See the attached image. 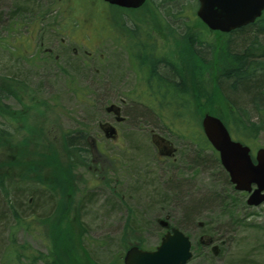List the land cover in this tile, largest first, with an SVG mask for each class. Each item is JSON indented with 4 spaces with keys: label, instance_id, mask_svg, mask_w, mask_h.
I'll return each instance as SVG.
<instances>
[{
    "label": "rangeland",
    "instance_id": "obj_1",
    "mask_svg": "<svg viewBox=\"0 0 264 264\" xmlns=\"http://www.w3.org/2000/svg\"><path fill=\"white\" fill-rule=\"evenodd\" d=\"M152 1L177 32L186 30L189 19L165 11L173 2ZM175 1L188 8L197 1L196 15L198 0ZM117 11L102 0H0V78L16 82L22 97L8 96L5 103L19 111L30 97L41 101L29 123L44 129L47 144L58 150L65 130H82L92 138L80 164L73 165L75 179H66L68 197L61 199L69 206L62 224L71 227L74 249L88 252L98 264L123 257L128 240L155 250L166 232L159 221L168 219L192 240L188 264H264V204L248 206L247 193H240L238 202H223L234 193L226 171L211 147L200 148L190 139L203 135L200 119L211 108L205 102L203 115L187 127L166 125L155 114L162 95L173 93L151 76L154 60L162 55L138 33L131 56L124 38L115 39L112 14L118 19ZM131 15L124 13V21ZM163 43L159 38L156 48L176 59L177 49ZM215 49V58L225 59L219 46ZM201 55L213 59L211 51ZM109 106L118 108L119 120ZM215 107L223 110L219 103ZM106 123L117 130L116 137L104 133ZM228 126L233 139L240 138L254 153L264 147V129L256 137H238ZM31 146L0 149V264H45L36 257L68 248L59 246L53 232L49 238L41 225L40 218L51 213L41 201L50 196L44 185L59 180L51 161L36 159L41 146ZM16 249L22 254L18 263Z\"/></svg>",
    "mask_w": 264,
    "mask_h": 264
},
{
    "label": "trees",
    "instance_id": "obj_2",
    "mask_svg": "<svg viewBox=\"0 0 264 264\" xmlns=\"http://www.w3.org/2000/svg\"><path fill=\"white\" fill-rule=\"evenodd\" d=\"M164 1L174 4H169V7L165 8L166 12H173L169 15L189 19L183 33L177 32L163 19L160 9L152 0L137 10L119 9L121 14L118 19L114 16L115 24L121 18V23L114 26L116 28L115 39L119 42L124 38L131 56L133 53L131 46H136L135 42L140 40L137 39L138 33L140 38L147 36L149 41L147 46H151L152 51L156 54L162 55L154 60L151 76L156 77L166 89L172 88L173 93L162 95L161 110L157 115L165 124L169 123L174 126L175 122H179V125L184 124V127H187L191 119L198 117V114L203 115L205 102H207L208 107L211 108L209 112L220 117L227 126L229 123L238 137L239 134L249 135L251 138L256 137L258 132L264 129V53L259 57L255 54L258 50H264V17L259 23L244 26L233 31V34L214 33L208 30L195 15L193 9L196 8L197 1H194L193 4L190 2L193 6L191 8H188L187 5L183 7L182 3L178 4L175 0ZM124 13L132 15L124 21ZM159 38L164 41L163 45L174 46L177 49L174 57L176 59L171 61L168 54L162 52L160 48H156V46H160L157 44ZM216 46H229L224 58L231 59L233 57L237 62V67L227 69L220 78L217 77L220 62L216 61L217 58L214 55ZM231 46H234L233 49ZM210 51L213 53V59L202 57V52L209 53ZM207 75H211L213 80H208ZM11 82L9 84V80L0 78V118L5 121L0 124V149L12 147L14 150H25L32 147L31 145L41 146V153L36 159L51 161L52 166H55L51 172L59 180L57 185L56 183L53 186L44 185L46 191L50 193L49 198L44 196L38 197L37 200L33 198V207L30 209H35L39 198L51 207V213L40 218L41 225L44 224L48 228L49 238L52 237L53 232L59 246L68 248H64L61 253L56 250L51 251L47 257L41 255L36 258L44 260L45 264H98L88 252L79 253L74 249L71 227L62 224L67 219L66 206L69 207L68 204L61 202V199L66 200L68 197L69 185L66 179H75L72 171L73 165H79V161L84 158L82 151L91 147L90 135L82 130H65L61 137L60 151L53 146V143L48 145L50 140L46 136L45 130H39L38 126L29 123L30 118L34 116L33 109L38 110L42 104L41 101L30 97V102L24 103L23 109L19 111L12 109L5 103V98L16 96L18 100H22V97L19 95L16 82L15 84L12 80ZM231 93H237L241 97H238L239 99L236 101L230 96ZM146 97L148 98V96ZM216 103L220 104V108L223 107L222 111L215 107ZM190 139L200 148L211 147L204 135L191 136ZM13 142L15 144H12ZM20 147L22 149H19ZM215 154L217 155L216 152ZM217 160L219 162L218 158ZM67 165H69L68 169ZM47 166L46 162L40 168L44 169ZM228 183L231 184L229 177ZM237 193L239 192L234 189V195L231 194L222 201L238 202L240 193ZM58 197H61L60 200ZM189 214L187 217L190 216ZM61 229L63 230L60 231ZM208 231L211 232L209 229ZM210 235L217 239L216 233L211 232ZM51 240L54 243L52 238ZM71 241L72 243H70ZM13 245L12 250H14ZM123 245L124 250L132 245L142 246L138 240H128ZM19 250L16 249L18 258H15V262L17 263L21 261L22 255L18 252ZM64 255L65 260L61 257ZM111 264H123L122 256Z\"/></svg>",
    "mask_w": 264,
    "mask_h": 264
},
{
    "label": "water",
    "instance_id": "obj_3",
    "mask_svg": "<svg viewBox=\"0 0 264 264\" xmlns=\"http://www.w3.org/2000/svg\"><path fill=\"white\" fill-rule=\"evenodd\" d=\"M124 8H139L147 0H104ZM197 16L212 31L229 33L253 23L264 11V0H198ZM203 131L220 155V161L230 176L235 189L248 192L247 204L260 206L264 203V148L256 157L251 149L234 141L222 122L214 115L202 119ZM255 186V188H253ZM163 228H169L167 220H160ZM192 242L178 228H171L153 251L132 246L126 251L124 264H187L192 258Z\"/></svg>",
    "mask_w": 264,
    "mask_h": 264
},
{
    "label": "flooded vegetation",
    "instance_id": "obj_4",
    "mask_svg": "<svg viewBox=\"0 0 264 264\" xmlns=\"http://www.w3.org/2000/svg\"><path fill=\"white\" fill-rule=\"evenodd\" d=\"M260 21H261V19L257 20L254 24L259 23ZM219 48H220L221 53H223L222 55L223 56H226L227 52L224 51V50H226L227 48H229V46H220ZM263 53H264V50H258L255 54H256V56L259 57V56L263 55ZM230 56H231V54H230ZM216 58H217L216 61L221 62L220 65H219V71L217 73V77H219V78L225 73V71L227 69L237 67L236 59L233 58V57L231 59H218V57H216ZM108 108H107V110H108ZM111 108L113 110L112 111H108V112L110 114H112L116 119L119 120L118 110H116V108H113V107H111ZM102 127H103L104 133L107 136H111L112 138H114V137L117 136V130L112 125L106 123V124L102 125Z\"/></svg>",
    "mask_w": 264,
    "mask_h": 264
}]
</instances>
